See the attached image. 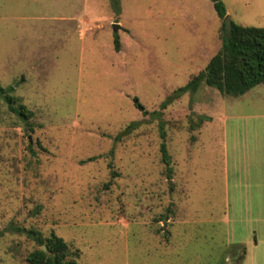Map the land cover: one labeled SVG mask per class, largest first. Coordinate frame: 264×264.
<instances>
[{
    "label": "rangeland",
    "instance_id": "1",
    "mask_svg": "<svg viewBox=\"0 0 264 264\" xmlns=\"http://www.w3.org/2000/svg\"><path fill=\"white\" fill-rule=\"evenodd\" d=\"M223 2L264 28V0ZM223 23L211 0H0V86L34 114L0 98V264L38 248L17 227L62 238L78 264H264V201L233 188L264 85L161 108L222 49Z\"/></svg>",
    "mask_w": 264,
    "mask_h": 264
},
{
    "label": "trees",
    "instance_id": "2",
    "mask_svg": "<svg viewBox=\"0 0 264 264\" xmlns=\"http://www.w3.org/2000/svg\"><path fill=\"white\" fill-rule=\"evenodd\" d=\"M211 2L218 17L224 21L225 36L222 49L210 60L204 71L193 75L184 87L175 90L172 97L162 104V109H166L172 101L186 93H196L203 85L217 89L224 95L239 98L264 84V28L243 27L232 21L231 34L228 36L225 20L226 6L223 0H211ZM115 50L117 52L121 50L119 35L115 36ZM14 91V87L0 86V98L6 103L11 113L18 116L24 123H28L34 114L25 105L17 106V100L12 95ZM134 104L145 116L148 115L138 98L134 99ZM136 125L132 123L127 127L126 132ZM161 135L165 140L166 133L163 126ZM161 153L163 163L169 167L171 157L165 142L161 145ZM14 230L25 234L38 246L28 255V264H78L74 258L75 253L71 252L67 243L55 234L44 238L34 229L17 227ZM43 247L46 248L45 251Z\"/></svg>",
    "mask_w": 264,
    "mask_h": 264
},
{
    "label": "crops",
    "instance_id": "3",
    "mask_svg": "<svg viewBox=\"0 0 264 264\" xmlns=\"http://www.w3.org/2000/svg\"><path fill=\"white\" fill-rule=\"evenodd\" d=\"M262 119L264 120V116H262ZM249 135L253 139H257L259 144L244 146L239 151L241 155L237 157V164L235 165L237 170L235 179H237V182L233 185V188L234 190L242 188L245 190L244 198L246 202H249L248 199L264 201V127L260 135L256 130L251 131ZM239 171H242V176L239 175ZM252 221L254 222V220ZM252 233L254 234V232ZM262 241L264 244V237H262ZM251 243L254 244V248L258 247V241L253 240ZM243 259L245 260V257ZM244 260L242 264H244Z\"/></svg>",
    "mask_w": 264,
    "mask_h": 264
},
{
    "label": "water",
    "instance_id": "4",
    "mask_svg": "<svg viewBox=\"0 0 264 264\" xmlns=\"http://www.w3.org/2000/svg\"><path fill=\"white\" fill-rule=\"evenodd\" d=\"M225 20H226V31H227V33H228V36H230V34H231V29H232V28H231L232 20H231V18H230L228 15L226 16ZM119 29H120V25H119V24L114 25L113 30H114L115 33H117V32L119 31ZM170 185H171V182H170ZM43 250L45 251L46 248L43 247ZM240 264H241V263H240Z\"/></svg>",
    "mask_w": 264,
    "mask_h": 264
}]
</instances>
